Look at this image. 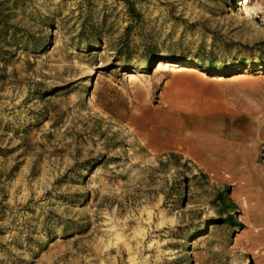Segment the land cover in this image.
<instances>
[{
	"label": "rangeland",
	"instance_id": "rangeland-1",
	"mask_svg": "<svg viewBox=\"0 0 264 264\" xmlns=\"http://www.w3.org/2000/svg\"><path fill=\"white\" fill-rule=\"evenodd\" d=\"M263 147L264 0H0V264H264Z\"/></svg>",
	"mask_w": 264,
	"mask_h": 264
},
{
	"label": "bare ground",
	"instance_id": "bare-ground-1",
	"mask_svg": "<svg viewBox=\"0 0 264 264\" xmlns=\"http://www.w3.org/2000/svg\"><path fill=\"white\" fill-rule=\"evenodd\" d=\"M243 10L244 11L242 13L244 15V18L250 19L252 17L250 8L248 6H244ZM167 65L169 64L167 63L161 64L160 66H162L163 68H166ZM152 114L153 113H151L150 109H146L144 110V112H142V116L140 117L141 119H131L130 120V126L133 128L132 135H134L136 139H140L141 142L147 143L148 147L153 152H157L160 148L161 149L159 151L163 149H167V146H166L167 142H165V140H168V144H171L173 146L172 147L173 151L178 152L179 154H182L186 159H190L193 161L198 160L197 159V154H199L198 145L196 144L194 140H191L187 137V134L185 133V130H186L185 125L180 122H175V126L173 128L174 130L173 129L167 130L166 128H159L158 130L154 129L156 130L154 132L147 131L145 124L146 122H149L151 120ZM190 127L193 128V134L194 132L199 133L198 126H195V127L190 126ZM190 127L189 129H191Z\"/></svg>",
	"mask_w": 264,
	"mask_h": 264
},
{
	"label": "crops",
	"instance_id": "crops-1",
	"mask_svg": "<svg viewBox=\"0 0 264 264\" xmlns=\"http://www.w3.org/2000/svg\"><path fill=\"white\" fill-rule=\"evenodd\" d=\"M259 186V185H258ZM258 186L253 184L248 185H241L237 189V195L249 198V202L242 204V208L244 210L243 220L247 221L248 223H255L253 224V228H249V238L251 239L250 242H247L251 247H264V211H261L260 203L258 202L262 198H264V193L259 191L256 192H248V190H259ZM242 190H246L247 192L244 193ZM264 263V255L262 256V260Z\"/></svg>",
	"mask_w": 264,
	"mask_h": 264
},
{
	"label": "built area",
	"instance_id": "built-area-1",
	"mask_svg": "<svg viewBox=\"0 0 264 264\" xmlns=\"http://www.w3.org/2000/svg\"><path fill=\"white\" fill-rule=\"evenodd\" d=\"M260 161H261L262 165L264 166V147L262 148V151L260 153Z\"/></svg>",
	"mask_w": 264,
	"mask_h": 264
},
{
	"label": "trees",
	"instance_id": "trees-1",
	"mask_svg": "<svg viewBox=\"0 0 264 264\" xmlns=\"http://www.w3.org/2000/svg\"><path fill=\"white\" fill-rule=\"evenodd\" d=\"M202 67H204V66H202Z\"/></svg>",
	"mask_w": 264,
	"mask_h": 264
}]
</instances>
